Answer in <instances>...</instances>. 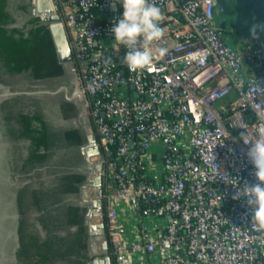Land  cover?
<instances>
[{"label":"built area","instance_id":"2783aa9c","mask_svg":"<svg viewBox=\"0 0 264 264\" xmlns=\"http://www.w3.org/2000/svg\"><path fill=\"white\" fill-rule=\"evenodd\" d=\"M53 2L73 94L98 137L100 194L87 207L101 205L112 251L104 240L92 258L264 264V226L233 199L258 183L243 140L264 126V41L226 43L217 0H152L164 29L154 46L167 52L132 71L111 34L118 0Z\"/></svg>","mask_w":264,"mask_h":264},{"label":"trees","instance_id":"16d2710c","mask_svg":"<svg viewBox=\"0 0 264 264\" xmlns=\"http://www.w3.org/2000/svg\"><path fill=\"white\" fill-rule=\"evenodd\" d=\"M217 1L216 22L226 43L242 50L257 38V27L264 22V0ZM17 14L25 17L22 25ZM260 39L264 40V31ZM241 41L245 44L239 46ZM66 73L49 23L33 15L32 0L16 3L13 11L9 0H0V79H10L14 85L21 80L36 83L58 79ZM13 103L10 116L5 117L8 134L23 142L22 173H34L35 180L17 196V264H86L92 257L88 207L76 199L87 181L81 167L85 163L82 148L89 139L82 127L63 124L76 118L79 109L67 101L54 111L39 99L18 98ZM105 206L104 200V210ZM104 240L110 254L107 235Z\"/></svg>","mask_w":264,"mask_h":264},{"label":"clouds","instance_id":"9594fccd","mask_svg":"<svg viewBox=\"0 0 264 264\" xmlns=\"http://www.w3.org/2000/svg\"><path fill=\"white\" fill-rule=\"evenodd\" d=\"M122 8L119 18L111 27L112 39L125 49L122 62L135 71L150 65L156 56H163L167 49L154 46L164 35L161 27V8L152 0H118ZM108 59H111L109 57ZM247 145L246 157L255 170L258 183L244 185L233 199L243 197L251 209L250 218L264 226V126H259Z\"/></svg>","mask_w":264,"mask_h":264},{"label":"flooded vegetation","instance_id":"af4514ba","mask_svg":"<svg viewBox=\"0 0 264 264\" xmlns=\"http://www.w3.org/2000/svg\"><path fill=\"white\" fill-rule=\"evenodd\" d=\"M13 88L12 80L10 79H0V90L7 91ZM28 100L29 98L35 97L21 95V96H11L0 98V147H1V163L2 172L10 180L14 181L13 184H7L5 188V201H6V212L8 216V227L10 230V246L15 248L19 247V209H18V194L26 186H31L35 184L33 179L34 173L25 174L22 173V145L23 142L15 141L10 134H8V126L6 125L8 121L5 117L10 116L13 106L14 99ZM69 102V101H67ZM9 107L5 109L6 105ZM32 176V177H30ZM91 256V255H90ZM92 260V257L86 261L88 264ZM112 264L114 261L112 260Z\"/></svg>","mask_w":264,"mask_h":264},{"label":"rangeland","instance_id":"374dc122","mask_svg":"<svg viewBox=\"0 0 264 264\" xmlns=\"http://www.w3.org/2000/svg\"><path fill=\"white\" fill-rule=\"evenodd\" d=\"M28 1L30 0H9V8L10 10L13 11L16 3L18 2L25 3ZM16 16L18 18V24L22 25L25 22V17L23 16V14H17ZM257 29H258L257 38L251 40L249 44L257 43L260 40H262L260 39V37L264 31V22L261 23L257 27ZM243 44H245L244 41H241L239 46ZM66 72L67 73L62 78L51 79L36 83H28L26 81L21 80L17 84L13 85V88L10 89V92L12 93L30 92L32 93L31 96L42 101L44 104L48 106V108H50L51 111H54L64 101H69L71 103H74L79 109L78 116L76 118L64 121L63 124L70 127H82L86 131V134L90 140V143H88L86 146L82 148L84 160L86 161L87 153H92L93 150L97 149L95 142L96 140L95 132L93 130L92 122L82 102L77 98L76 95L73 94V89L71 85L72 75L67 67H66ZM46 177L44 176L43 178L46 179ZM37 183H39V180L37 181ZM79 203L81 202L79 201Z\"/></svg>","mask_w":264,"mask_h":264},{"label":"water","instance_id":"95a60500","mask_svg":"<svg viewBox=\"0 0 264 264\" xmlns=\"http://www.w3.org/2000/svg\"><path fill=\"white\" fill-rule=\"evenodd\" d=\"M33 15L40 17L42 21L54 23L50 25L51 32L54 37L57 52L60 59L64 62L68 59L70 51L67 45L65 34L62 25L58 22L53 0H32ZM30 92H10V90H0V98L27 95L31 96ZM34 94V93H33ZM104 116V113L102 114ZM7 184H13L14 181L3 175L1 163V147H0V264H17V247L10 246V230L8 227V216L6 212L5 188ZM88 264H112L110 256L105 255L99 258H92Z\"/></svg>","mask_w":264,"mask_h":264},{"label":"crops","instance_id":"0c3cea01","mask_svg":"<svg viewBox=\"0 0 264 264\" xmlns=\"http://www.w3.org/2000/svg\"><path fill=\"white\" fill-rule=\"evenodd\" d=\"M89 139V137H88ZM90 141V140H89ZM98 158V154L95 150L92 153H87V159L82 165L81 170L86 174V185L83 187L80 200V204L84 206L90 205V201L97 199L100 194L99 180V170L98 165L92 161ZM98 160V159H97ZM101 205L97 203L96 208L88 211V222L91 225L92 232V244L90 249V254L99 253L105 248V243L103 239L104 223L101 217Z\"/></svg>","mask_w":264,"mask_h":264}]
</instances>
